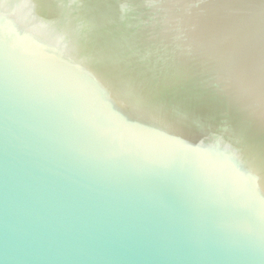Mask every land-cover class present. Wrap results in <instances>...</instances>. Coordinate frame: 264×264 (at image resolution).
<instances>
[{
    "label": "water",
    "instance_id": "95a60500",
    "mask_svg": "<svg viewBox=\"0 0 264 264\" xmlns=\"http://www.w3.org/2000/svg\"><path fill=\"white\" fill-rule=\"evenodd\" d=\"M0 264H264V0H0Z\"/></svg>",
    "mask_w": 264,
    "mask_h": 264
}]
</instances>
